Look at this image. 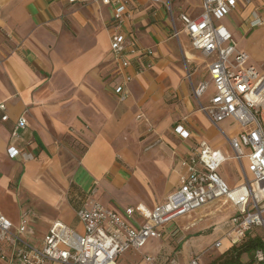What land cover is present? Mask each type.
I'll return each instance as SVG.
<instances>
[{
	"label": "crops",
	"instance_id": "crops-1",
	"mask_svg": "<svg viewBox=\"0 0 264 264\" xmlns=\"http://www.w3.org/2000/svg\"><path fill=\"white\" fill-rule=\"evenodd\" d=\"M167 1L170 6L169 0H128L133 13L125 30L135 35L140 46L153 50L154 61L149 70L139 74L127 69L132 76L128 83L131 96L119 101L112 90L116 77L109 48L113 32L111 6L100 0H0V103L4 104L0 115H8L0 123V197L3 205L6 203L0 206V213L14 225L19 221L18 213H28V238L36 230L42 236L54 220L69 228L74 222L79 229H71L81 231L76 210L88 198L119 212L137 203L152 207L175 188L177 162L194 141L204 139L222 151L218 144L210 142L214 125L198 109L199 103L207 101V91L198 99L192 92L198 82L208 80L203 59L192 50L185 32L178 38L172 35ZM249 2V19L254 14L264 18V10L254 5L260 0ZM247 4L240 2L237 8L241 10L240 6ZM174 5V15L184 12L195 17L201 11V0H182ZM224 20L222 23L233 36L230 24ZM174 49L188 64L195 62L196 55L203 63L201 72L196 68L188 72L187 85L177 78L173 84L177 94L181 95L178 89L183 94L186 108L193 107L194 118L187 123L184 119L173 123L171 133L177 143L168 139L169 144H154L153 135L135 141L138 123L133 120V112L138 109L137 113L145 117L147 109L164 96L161 82L164 78L173 81V71L166 62L174 56ZM186 52L192 57L188 58ZM20 116L26 127L17 139L11 140L10 132ZM177 124L188 132L186 138L176 133ZM68 141L86 144L81 156ZM9 144L22 154L9 158ZM142 149L149 151L147 159L141 155ZM154 156L162 157L152 159ZM80 167L89 177L87 193L80 192L74 182ZM155 176L171 180L169 189L160 183L165 195L158 201L152 199L149 185ZM8 205L18 211L15 218L8 214ZM211 244L202 245L198 236L184 241L177 260L186 263L200 254V264H207L224 250L203 253ZM244 255L241 260L249 264Z\"/></svg>",
	"mask_w": 264,
	"mask_h": 264
},
{
	"label": "built area",
	"instance_id": "built-area-1",
	"mask_svg": "<svg viewBox=\"0 0 264 264\" xmlns=\"http://www.w3.org/2000/svg\"><path fill=\"white\" fill-rule=\"evenodd\" d=\"M100 1L112 8L109 48L116 77L112 90L122 101L130 93L128 83L132 76L127 69L136 74L149 70L154 54L125 30L133 13L128 0ZM249 1L201 0V11L195 17L184 12L174 15L168 1L165 3L172 35L178 38L185 32L192 50L204 62L208 80L193 86L195 98L205 94L209 86L213 90L204 104L199 103V111L218 129V124L225 119L233 120L237 126L231 135L219 129L231 154L224 155L204 139L194 141L177 162L175 188L161 202L152 207L143 203L128 205L119 212L88 198L76 210L81 231L54 220L37 243H28L25 239L30 221L28 213L21 214L16 225L0 213V261L4 264H115L121 254L142 248L149 239H161L177 232L176 219L216 201L228 204L233 212L220 237L203 253L220 249L224 240L229 247L237 245L248 234L255 235L256 228L261 230L264 239V66L257 67L250 61L249 54L237 47L230 30L222 23L240 2ZM263 23L264 18L256 14L249 20L250 27ZM0 109H4L3 103ZM7 119V114L0 115V123ZM25 127L24 118L18 117L10 139H17ZM175 131L182 138L188 136L180 124ZM6 154L15 158L22 152L9 144ZM227 159L234 160L240 168L241 181L233 187L218 173ZM199 257L196 254L186 263L170 258L166 264H200ZM253 259L255 264H264V249H256ZM143 261L152 264L154 258L145 254Z\"/></svg>",
	"mask_w": 264,
	"mask_h": 264
},
{
	"label": "rangeland",
	"instance_id": "rangeland-1",
	"mask_svg": "<svg viewBox=\"0 0 264 264\" xmlns=\"http://www.w3.org/2000/svg\"><path fill=\"white\" fill-rule=\"evenodd\" d=\"M169 1L173 13H176L177 8L175 7L174 3H181L182 0ZM249 3L245 7L241 5V10L239 8L235 9V11H233L224 18V21L230 24V27L233 30V37L237 43V46L249 54L250 61L253 62L257 67H263L264 23L260 26L255 27L249 26V15L251 10V4ZM254 5L260 7V10H264L263 0H260V2ZM167 19H169V16H167ZM182 38L183 34L180 35V40H182ZM171 42L174 43L175 47L178 49V45L175 40ZM174 50V56L170 57V59L166 62V64L173 71L170 72V74H173V81L171 82L169 78H162L163 80L161 82L164 96L162 97V99H160L159 97L160 101L155 102L152 109H147L146 112L148 115L146 114L145 117H142L141 113H137L139 111L138 109H135L133 112V120L135 124L138 123V126L136 127L137 132L134 134L135 141L140 142L144 137L153 135L152 138L155 139L154 144H169L168 139L172 142L174 141L175 143H177L178 140L171 133L173 123L183 119L185 120L183 121L187 123V121L191 120L192 117L194 118L195 112H193V107L189 106L186 108L185 103L183 101V94L178 89V92L181 94L178 95L177 89H175L177 87H175L173 84L175 82V78H177L179 83L184 82V84L187 85L188 80L186 76H188V72L191 71V69L195 68L197 69V72H201L203 63L202 61H200L201 59L196 55V53H194V51L193 53L196 55L195 62L188 64L183 60L180 52H177L176 49ZM185 54L188 58L192 57L189 52H186ZM107 89L108 91L110 89L109 82L106 83V90ZM210 90L211 86L207 90V95L210 94ZM188 93V95L190 96L191 92L189 86ZM130 96L131 92L129 93L128 98H130ZM209 123L211 122L209 121ZM200 124L203 125L202 122ZM197 125H199V123ZM218 127L227 135H231L237 129L235 122L231 119H225L221 121L218 124ZM146 128L148 131V134L146 133L147 135L144 134V130H146ZM204 129L208 130L209 126H204ZM219 129L214 126V133L210 137V142L213 144H218V146L222 149V153L224 155L231 154L230 150H228L229 147L226 143L225 137L219 131ZM130 131L132 132L133 130ZM66 143H68V145L78 156H81V154L86 149V144H82L79 146L75 145V143H72L71 141H68ZM145 150L146 149H142V156L149 154V151ZM146 157L147 156H145L144 158L147 159ZM160 157L162 156H154L152 157V159H157ZM146 170H150V168H146ZM218 173L230 187L239 184L241 181L239 165L232 159L225 160L220 165ZM88 178L89 177H87L84 168L80 167L74 178V182L76 183V185H78L80 192L87 193L89 191L90 184ZM166 180L167 177L162 178L160 176H155L151 184L149 183L150 187L153 189L152 199H154V201L160 200L165 195V190L162 189L160 183H165L166 188H170L171 180L168 182ZM71 186H73V184ZM4 205H6V203ZM4 205L3 200L0 197V206ZM5 208H9L7 211L8 214L12 218H15L18 211L14 209L11 205H8V207L5 206ZM232 212L233 210L228 204L218 201L210 203L204 206L203 208L191 212L188 216L176 219L174 223L177 226L178 231L174 234L167 235L164 238H161V240L157 238L149 239L142 248L138 250H128L125 253L121 254L115 261V264H148L143 261V256L145 254H150L151 256H153L154 260L156 259L155 263L153 262L152 264H166L170 258L178 259V257L180 256L178 255L177 251L179 250L181 244L184 243V241L187 242V240H193V238L198 236L199 241L202 245H208L214 240L218 239L224 231L228 218L232 214ZM19 216L20 214L18 213L17 217L20 218ZM70 227L74 229H79L78 224L74 222L71 223ZM40 232V230H36L34 235L31 236V238L25 237L26 242L32 244L37 243L42 237L40 236ZM253 232L263 237L260 229L256 228L253 230ZM228 247V241L224 240L222 242V247L220 249H216L215 251L221 249L226 250ZM252 254V252L245 253L243 258H245V260L247 259V262H252ZM0 264L4 263L0 261Z\"/></svg>",
	"mask_w": 264,
	"mask_h": 264
},
{
	"label": "trees",
	"instance_id": "trees-1",
	"mask_svg": "<svg viewBox=\"0 0 264 264\" xmlns=\"http://www.w3.org/2000/svg\"><path fill=\"white\" fill-rule=\"evenodd\" d=\"M256 249H264L263 237L258 234H248L239 244L228 247L221 254L212 258L207 264H244L241 256L245 253H253ZM248 263L254 264L253 254L252 262Z\"/></svg>",
	"mask_w": 264,
	"mask_h": 264
},
{
	"label": "bare ground",
	"instance_id": "bare-ground-1",
	"mask_svg": "<svg viewBox=\"0 0 264 264\" xmlns=\"http://www.w3.org/2000/svg\"><path fill=\"white\" fill-rule=\"evenodd\" d=\"M183 86V85H182ZM187 95V94H186ZM198 219V218H197Z\"/></svg>",
	"mask_w": 264,
	"mask_h": 264
}]
</instances>
